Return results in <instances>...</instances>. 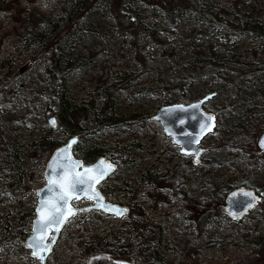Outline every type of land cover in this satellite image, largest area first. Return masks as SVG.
I'll return each mask as SVG.
<instances>
[{
	"label": "rangeland",
	"instance_id": "obj_1",
	"mask_svg": "<svg viewBox=\"0 0 264 264\" xmlns=\"http://www.w3.org/2000/svg\"><path fill=\"white\" fill-rule=\"evenodd\" d=\"M75 1L0 2V264H40L24 244L55 150L41 139L60 147L70 139L49 92L53 65L61 71L54 74H64L68 102L88 112L73 155L81 160L85 151L105 150L98 158L116 169L97 189L128 211L120 218L77 212L44 264H87L81 253L93 237L114 229L105 236L112 243L135 221L147 229L142 238L152 228L160 232V241L147 244L155 254L148 264H259L264 150L256 140L264 131V41L247 29L264 24V0H83L79 7ZM121 7L136 26L121 27L115 15ZM208 95L202 109L216 126L199 143L204 152L194 163L152 117L161 106ZM107 116L116 122L101 124ZM123 149L126 162L123 154L109 158ZM254 170L261 174L250 184L263 202L231 219L223 211L230 180L243 181ZM90 203L73 200L72 206ZM107 256L130 264L147 258Z\"/></svg>",
	"mask_w": 264,
	"mask_h": 264
},
{
	"label": "water",
	"instance_id": "obj_2",
	"mask_svg": "<svg viewBox=\"0 0 264 264\" xmlns=\"http://www.w3.org/2000/svg\"><path fill=\"white\" fill-rule=\"evenodd\" d=\"M210 97L208 95L188 104L161 106L152 117L160 122L164 133L171 138L174 144L179 146L180 152L187 156H193L192 160L195 163L199 161V157L204 152V149L199 147V143L216 126L215 116L202 109V105ZM49 123L55 127V118H51ZM77 141V137H72L65 145L53 151L44 171L46 183L36 190L35 216L31 222V232L25 238L24 245L30 250V255L38 259L40 264L45 263L64 224L77 212L98 210L108 215L121 217L128 211L126 206L107 202L97 189L98 185L114 172L115 164L104 156H100L94 163L83 165L82 161L75 158L72 153V148ZM256 147L258 150H264V131L257 137ZM69 181L74 182L71 188L68 187ZM248 193L252 195L249 196ZM62 195L65 199H61ZM83 198L92 203L80 208L71 205L74 199ZM258 201L259 194L254 189L237 187L225 194L223 211L231 219L237 220L248 213ZM42 204L46 205L43 217L38 212V208ZM53 216L57 217L58 223L48 226V221ZM41 225L45 226L43 230L48 233L45 242L49 250L34 255L36 249L29 245L35 242L33 237L37 235L34 232V227L39 229ZM112 261L114 264H130L119 259H112Z\"/></svg>",
	"mask_w": 264,
	"mask_h": 264
},
{
	"label": "trees",
	"instance_id": "obj_3",
	"mask_svg": "<svg viewBox=\"0 0 264 264\" xmlns=\"http://www.w3.org/2000/svg\"><path fill=\"white\" fill-rule=\"evenodd\" d=\"M7 0H3L1 2L2 5L6 4ZM83 0H76L75 4L79 7L80 4H82ZM74 4V5H75ZM78 7H72L70 9L71 11L73 8H78ZM69 11V12H71ZM116 11V10H115ZM170 15V13L167 12V15ZM114 15V14H113ZM117 17L119 18L121 27H128V28H133L136 26L135 22L130 19L129 12L126 10H123L121 7V11L119 10L116 14ZM114 15V16H115ZM246 27L248 26L249 23H246ZM141 30V27H140ZM247 30L252 32L255 37H258V39L264 41V24L263 25H252L249 27ZM156 59H154L155 61ZM147 62L150 65V60H147ZM69 64V63H68ZM264 64V63H263ZM153 65V64H152ZM211 70V68H210ZM51 81H50V88L49 92L52 95L51 98L57 99V109L56 112L58 114V120H59V125L62 127L61 129L66 132L70 138L71 137H77L83 138L85 133L87 132L86 130L82 129L80 123H81V118L86 116L88 112H86L83 107H78V106H73L70 102H68L66 94L64 92L63 88V78L64 74H54V71H58L60 73V69H58L57 66H52L51 67ZM54 75V76H53ZM167 83H170L169 81ZM166 83V84H167ZM168 86V85H166ZM169 90V89H168ZM189 102L188 100H185L184 103ZM101 124H112L116 122L115 118L112 116H107L103 120L100 121ZM245 124L242 125V128L244 127ZM41 144L43 147H49L50 149H56L59 146V143L57 140L49 141L48 136H44L41 139ZM74 149H72L73 151ZM101 152L102 155H107L105 150L102 149H96L95 150H88L82 153L81 155V160L84 165H90L95 162V159L98 158L99 153ZM100 153V154H101ZM123 154V157H122ZM122 157V161L126 162L128 158V152L127 151H116L115 153H112V156L109 157L111 159L116 158V157ZM258 174L255 170L247 172L245 174V179L243 181L236 180L235 177H233L230 181L231 183L229 185V188L227 191L234 189L236 187H245V188H251L254 189L250 181L258 177ZM146 178L152 184L154 177L150 175H146ZM226 191V192H227ZM255 191L258 193L259 191L255 189ZM225 192V193H226ZM261 203L263 200L259 199ZM258 201V202H259ZM264 203V202H263ZM131 212H138L137 209L131 208ZM131 229H128L124 233H120L119 235L115 236L113 239L114 241L111 243L110 241L105 239V236H112L114 233V229H109L103 237H93L92 240L85 246V248L82 251V260L84 262H87V264H114L112 259H116L111 256H107L109 252L111 254L121 256V257H147L145 259V264L149 263V260L155 257L154 253H148V246L147 244L149 243H154L160 241V232L156 228H152L150 231H148V234L143 237L144 231H147V229L144 228L143 225H141L139 222L133 223ZM112 230V231H111ZM255 245L258 247V252H256L257 257V263L260 264V262H264V257L262 258V255L264 256V238L258 239L255 242ZM255 253V252H254ZM258 253V254H257ZM255 255H253L254 257ZM250 259H246V261L249 262ZM245 261V260H244ZM242 260L240 261H234L231 262L230 264H237L241 263ZM53 264H58V263H53Z\"/></svg>",
	"mask_w": 264,
	"mask_h": 264
},
{
	"label": "snow or ice",
	"instance_id": "obj_4",
	"mask_svg": "<svg viewBox=\"0 0 264 264\" xmlns=\"http://www.w3.org/2000/svg\"><path fill=\"white\" fill-rule=\"evenodd\" d=\"M49 183H50V185L52 184L51 179H50ZM73 183H74L73 181H69L68 187L71 188ZM247 195L251 196L252 194L251 193H248ZM61 199H65V197L62 195L61 196ZM45 207H46V205L42 204L41 207L38 208V212L41 213V216L42 217L44 215V209H45ZM64 214L66 215L68 213H64ZM56 223H58L57 217L56 216H53L48 221V226L54 225ZM44 227H45L44 225H41L39 229H37V228L34 227V232H36L37 235L33 237V240L35 242L33 244H30L29 245L30 247H33L34 249H36V251L34 252V255H37L38 253H41V252L46 251V250H49L47 248V244L45 242L48 233L43 230Z\"/></svg>",
	"mask_w": 264,
	"mask_h": 264
},
{
	"label": "flooded vegetation",
	"instance_id": "obj_5",
	"mask_svg": "<svg viewBox=\"0 0 264 264\" xmlns=\"http://www.w3.org/2000/svg\"><path fill=\"white\" fill-rule=\"evenodd\" d=\"M262 132H263V131H262ZM260 151H262V150H260ZM192 158H193V157H192ZM194 163H195V162H194ZM236 188H237V187H236ZM234 189H235V188H234ZM231 190H232V189H231ZM254 190H255V189H254ZM229 191H230V190H229ZM227 192H228V191H227ZM227 192H226V193H227ZM226 193H225V194H226ZM256 193H257V192H256ZM258 194H259V193H258ZM259 197H260V195H259Z\"/></svg>",
	"mask_w": 264,
	"mask_h": 264
}]
</instances>
